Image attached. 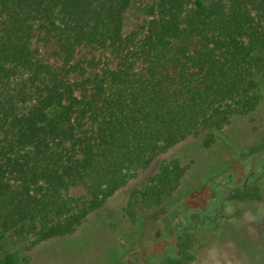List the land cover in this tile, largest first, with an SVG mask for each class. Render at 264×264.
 <instances>
[{
	"label": "trees",
	"instance_id": "trees-1",
	"mask_svg": "<svg viewBox=\"0 0 264 264\" xmlns=\"http://www.w3.org/2000/svg\"><path fill=\"white\" fill-rule=\"evenodd\" d=\"M262 101L264 0H0V264L73 234L189 137L246 128ZM191 161L164 160L133 196L161 203Z\"/></svg>",
	"mask_w": 264,
	"mask_h": 264
},
{
	"label": "flooded vegetation",
	"instance_id": "flooded-vegetation-1",
	"mask_svg": "<svg viewBox=\"0 0 264 264\" xmlns=\"http://www.w3.org/2000/svg\"><path fill=\"white\" fill-rule=\"evenodd\" d=\"M252 121L257 118L249 120L247 131L263 133L264 124ZM229 148L231 155L220 169L200 183L181 186L160 204L154 234H144L149 231L144 225L131 242L127 235L113 240L122 250L120 264H264V138L249 146L231 143ZM227 228L243 229L250 240L263 239L259 252L232 260L222 257ZM142 239L149 246L141 259L136 245Z\"/></svg>",
	"mask_w": 264,
	"mask_h": 264
},
{
	"label": "rangeland",
	"instance_id": "rangeland-1",
	"mask_svg": "<svg viewBox=\"0 0 264 264\" xmlns=\"http://www.w3.org/2000/svg\"><path fill=\"white\" fill-rule=\"evenodd\" d=\"M140 22L141 16L136 10L129 9L126 13L125 30L130 32ZM259 107L261 110L264 109L263 101ZM262 114H264L263 111L257 112L253 116L257 118V122H252L256 125L264 124V118L261 119ZM249 120L247 117L242 122L248 125ZM262 138H264V132L252 135L239 121L232 123L222 133L220 132L216 143L208 149L200 147L199 138L189 137L167 152L160 154L148 169L139 172L124 187L109 197L102 208L92 212L85 223L73 234L44 241L28 251L23 250L22 255L27 257L24 264H120L122 250L115 246L113 240L128 233L127 242H131L144 225L149 226V231L144 234L147 232L154 234V228L159 223L158 207L167 197L161 203L149 204L140 197L133 196L132 193L134 189L141 187L151 175L158 172L164 160L179 158L184 164H190L191 160L195 159L182 180L184 186H190L193 181H199V183L204 181L224 165L225 159L231 155L229 148L231 143L237 142L249 146L259 143ZM192 143L198 144L199 147H192ZM189 152H192V155H189ZM242 153L243 157L247 156L246 153ZM250 153L253 154V151ZM83 191L82 187H74L70 190L73 194ZM228 234L231 239L227 238ZM246 236L243 229L227 228L223 234L225 241H222L221 256L232 260L237 256L243 257L258 253L263 239L250 240ZM147 246L149 243L146 239L139 240L136 245L139 250L137 254L141 259L146 257L144 250ZM130 256L134 258V254Z\"/></svg>",
	"mask_w": 264,
	"mask_h": 264
}]
</instances>
